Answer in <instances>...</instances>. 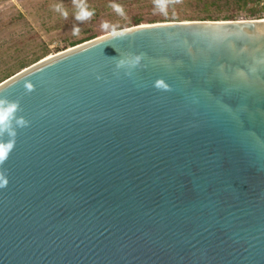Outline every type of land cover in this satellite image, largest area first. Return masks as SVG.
I'll return each mask as SVG.
<instances>
[{
    "label": "water",
    "instance_id": "obj_1",
    "mask_svg": "<svg viewBox=\"0 0 264 264\" xmlns=\"http://www.w3.org/2000/svg\"><path fill=\"white\" fill-rule=\"evenodd\" d=\"M116 32L0 83V264H264V19Z\"/></svg>",
    "mask_w": 264,
    "mask_h": 264
},
{
    "label": "rangeland",
    "instance_id": "obj_2",
    "mask_svg": "<svg viewBox=\"0 0 264 264\" xmlns=\"http://www.w3.org/2000/svg\"><path fill=\"white\" fill-rule=\"evenodd\" d=\"M232 1L179 0V3H170L166 12H161L153 0H85L94 15L89 20L79 22L74 18L76 9L72 0H0V81L90 36L98 38L112 33L113 29L120 31L133 27L130 26L131 17L140 8H144V19L158 21L155 23L189 22L199 21L193 19H200L206 14H215L217 7L223 14L227 13L226 6L231 5ZM112 3L122 6L123 15L110 7ZM56 4H62L68 11L67 19L54 10ZM251 11L253 15L249 14ZM235 19H264V0H258L257 4L249 3L238 11ZM104 22L109 24V28L101 27ZM74 25L79 27V35L72 34Z\"/></svg>",
    "mask_w": 264,
    "mask_h": 264
},
{
    "label": "clouds",
    "instance_id": "obj_3",
    "mask_svg": "<svg viewBox=\"0 0 264 264\" xmlns=\"http://www.w3.org/2000/svg\"><path fill=\"white\" fill-rule=\"evenodd\" d=\"M156 8L161 12H166L167 6L170 3H179V0H153ZM76 11L74 14L75 20L84 22L89 20L94 15V11L89 10L85 0H72ZM54 10L67 19L68 11L62 4H56L53 6ZM110 7L119 15H123V8L119 4L112 3ZM102 28H109V24L104 22L101 25ZM73 35H79L80 29L77 26L72 28ZM112 35L121 36L123 33L116 32L113 29ZM143 58L142 53H129L126 57L116 60V69H126V75H130V70L140 67ZM154 87L161 90H169L167 84L163 80L157 79L154 82ZM24 88L26 92L34 90L32 83H25ZM19 100H12L6 96H0V166H2L9 158L10 153L14 149L17 137V129L25 128L29 125V121L23 116H18L17 113L21 112ZM7 170H0V188H4L8 184Z\"/></svg>",
    "mask_w": 264,
    "mask_h": 264
},
{
    "label": "trees",
    "instance_id": "obj_4",
    "mask_svg": "<svg viewBox=\"0 0 264 264\" xmlns=\"http://www.w3.org/2000/svg\"><path fill=\"white\" fill-rule=\"evenodd\" d=\"M257 1L258 0H233L231 5L229 4L228 6H226L227 10H228L227 13L223 14L222 11H220V9L217 7L216 8L217 11L215 12V14H206L205 16L201 17L200 19L197 18V19H193V20H199V21H220V20H222V21H234V20H236L235 17H236V14L238 13L239 10L243 9L249 3L257 4ZM226 4H228V3H226ZM213 5H216V3L213 2ZM143 12H144V8H140L137 10V13H135L131 17V22H130L131 25L130 26H138V25H141L144 23L158 22L156 20H154V21L153 20H145L143 17ZM249 14L253 15L254 12L251 11V12H249ZM159 22H162V21H159ZM93 38H95V36H90L82 42L88 41V40L93 39ZM82 42L75 43L72 45V47L76 46ZM22 68H20V69H22Z\"/></svg>",
    "mask_w": 264,
    "mask_h": 264
},
{
    "label": "built area",
    "instance_id": "obj_5",
    "mask_svg": "<svg viewBox=\"0 0 264 264\" xmlns=\"http://www.w3.org/2000/svg\"><path fill=\"white\" fill-rule=\"evenodd\" d=\"M241 21V20H240Z\"/></svg>",
    "mask_w": 264,
    "mask_h": 264
}]
</instances>
